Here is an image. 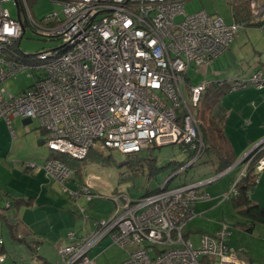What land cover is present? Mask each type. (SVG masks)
I'll return each instance as SVG.
<instances>
[{
  "label": "built area",
  "instance_id": "2783aa9c",
  "mask_svg": "<svg viewBox=\"0 0 264 264\" xmlns=\"http://www.w3.org/2000/svg\"><path fill=\"white\" fill-rule=\"evenodd\" d=\"M54 1L62 11L37 21L27 0H0V118L11 129L15 118L39 121L53 154L43 165L46 176L65 184L74 171L61 158L83 161L95 148L130 156L178 144L188 156L158 191L136 201L118 196L112 219L98 222L94 233L81 239L69 234L71 244L59 249L56 264H95L90 251L109 237L128 252L123 264H246L228 245L227 231L203 234L199 246L185 231L196 204L210 198L202 189L236 165L212 180L169 186L206 151L198 116L208 83L191 85L188 70L212 64L243 26L207 11L188 15L185 6L191 0ZM4 3H15L18 19L4 10ZM251 6L264 21L261 0ZM179 17L184 19L177 22ZM26 27L61 46L35 56L23 53ZM24 70L35 76L33 86L11 95L5 83ZM253 85L264 88V74L232 91ZM252 161L241 163L247 166L225 199L237 194ZM256 169L264 171V156ZM81 195L94 198L89 186H79L74 197ZM5 260L1 255L0 264Z\"/></svg>",
  "mask_w": 264,
  "mask_h": 264
},
{
  "label": "rangeland",
  "instance_id": "374dc122",
  "mask_svg": "<svg viewBox=\"0 0 264 264\" xmlns=\"http://www.w3.org/2000/svg\"><path fill=\"white\" fill-rule=\"evenodd\" d=\"M237 1L191 0L186 4L185 12L192 15L200 11H207L209 14L220 15L227 23H233V9L238 6L241 7L235 5ZM261 3L264 4V0H261ZM242 7L244 9L243 12H240L242 21L235 22L242 25L243 29L239 30L230 48L223 55L216 58L212 64L201 67L192 65L189 68L188 79L191 85L196 86L208 80H223L227 72L230 73V77H237L232 76L237 75L234 64L227 61V57L232 52H240L245 64L252 62L251 59L257 54L255 48L264 54V29L245 25L248 22H259L255 16L257 10L254 11L251 2L244 4ZM3 8L8 10L13 18L18 19L19 9L15 6V3H4ZM55 11H62L59 1L36 0L33 6L30 4V13L37 21ZM183 19V17H179L177 22H181ZM26 31L21 44V51L25 54L35 56L38 52L61 46L59 41L36 37L31 28H27ZM235 65H237L238 70L243 69L240 61ZM217 73L219 74L217 75ZM34 79L35 76H31L29 70H24L9 79L4 87L11 95H18L25 90H29L34 84ZM247 80L242 79L238 82ZM183 88L186 93L189 91L186 85H183ZM201 119L206 121V125L203 122L204 136L206 130L214 132L220 127V114H218L217 107L211 111H203ZM226 121L228 120L226 119ZM247 121L243 120L239 124V131L244 136L247 135ZM3 123L0 124V156L3 159L1 165L11 169L12 178H14L12 179L14 182L10 185V188L14 191L12 197L20 193L34 191L35 194H41V197L38 198L40 201H49L51 204L37 209L22 207L21 210L16 211L15 206L12 210H8L7 202L4 201L9 199L8 201L13 203L11 201L13 198L4 197L3 201H0L3 205H1L2 210L0 211L9 215L8 219L11 220V223L13 222L11 226L16 237L13 240L8 237L7 229L2 227L0 221V237L3 231V237L9 244H6V251H0V256H6L4 264H41L37 259L38 255L45 257L44 260L47 264H56L61 261L59 249L71 244L69 234L74 233L76 238L81 239L94 233L98 222L112 219L117 210L115 200L118 196L127 195L132 201H136L145 195L158 191L176 169L179 171L182 168H177L175 164L186 163L188 160L187 154L183 152L180 145H167L153 150H146L137 155L142 161L154 160L152 168L146 165L143 170V167L132 168L133 165L128 164L131 157L115 151L98 150L111 157L107 164L88 166L80 163V172L77 178L81 183L77 185L75 181L70 179L65 184H61L48 178L43 170V165L53 157V154L47 146L41 145L37 139V135L42 134L39 132V121L34 120L33 124L26 127L23 120H15L12 123V129L6 121ZM35 128H37V131H33ZM1 135L8 138L2 140ZM248 141H250V138H245V142ZM263 141L264 139L252 144L246 153ZM213 143L225 150L224 142L219 139L216 132L213 133ZM251 155L248 156L246 161L252 159L253 156ZM65 158L67 157L61 159L65 161ZM242 158H238L237 162L241 161ZM245 163L241 164L239 169L236 170V174L225 176L216 183L202 189V192L207 193L212 199L196 204L194 216L186 225L185 231L189 232L187 239L191 240L196 246H199L203 234L215 235L219 231H227V243L237 251V256L240 259L245 261L246 264H264V223L239 212L232 198L225 199L234 187V178H236L238 172L241 175L243 169L247 166H244ZM30 165H36V168L32 170ZM216 165L215 158L212 159L211 156L207 155L203 156L193 167L180 172L169 186L175 188L184 184L212 179L216 174ZM249 167L250 165L247 167V172ZM152 169L153 172H151ZM11 174L9 173V175ZM262 176L261 172L258 183L262 180ZM52 182H56V187H51ZM43 185H45L44 190L41 189ZM79 186H89L94 200L89 201L86 195L74 197L79 192ZM259 188L255 193L252 192L251 202L264 208V184L261 189ZM260 190L263 195H259ZM26 238L27 240L30 239L31 242L35 241L40 244L37 252L30 248L31 255V252L24 249V247L23 249H18L19 247L10 249L12 245H21V241ZM33 246H36V244ZM89 258L94 260L95 264H123L128 258V252L115 244L112 238L109 237L90 251Z\"/></svg>",
  "mask_w": 264,
  "mask_h": 264
},
{
  "label": "crops",
  "instance_id": "0c3cea01",
  "mask_svg": "<svg viewBox=\"0 0 264 264\" xmlns=\"http://www.w3.org/2000/svg\"><path fill=\"white\" fill-rule=\"evenodd\" d=\"M34 1H36V0H27V2L29 3V6H30V4L33 6ZM255 51L257 54L251 59L252 62H250L248 64L244 63L245 60H244V58H241L240 52L230 53V55L227 57V61L230 64H234L235 72L237 70V75H232V76H237V77H230V73L227 72L226 73L227 75H226V77H224L223 80L204 81V82L208 83V89L210 87L212 88L217 83H220L222 88H223V87H225V85L227 86V84L231 81L230 84L228 85V87H230L232 82H234L235 80H242V79L243 80L244 79L249 80L252 76H254L257 73L264 74V54L259 52L256 48H255ZM239 61H240V65L243 68L242 70H238L237 65H235ZM224 65H225V62H224ZM244 65H247V66L244 67ZM218 72H220V71L218 70ZM218 74L219 73H217V75ZM226 96H228V97H226ZM224 98H225V100H223ZM221 100H223V101H221ZM221 100L216 106L217 110H218V114H220V122H219L220 128L223 131V134L225 136L227 144L229 145V148H230L231 152L234 154V157L236 158V160H238V158H240V157L244 158L248 154L246 152L249 150V148L252 144L264 139V88H258L256 86L251 88V86H249V87L244 88V89H240V90H237L234 92H230V93L224 95L221 98ZM226 119L228 121H226ZM15 120H23V124L26 127L30 126L31 124L34 123V121L26 120V119H22V118L13 119L12 123ZM243 120H248L247 121L248 122V126H247L248 130H246L247 131L246 136L242 135L239 131V124L241 122H243ZM3 122H5V120L0 119V124ZM33 131H37V128H35ZM39 132H41L42 134L37 135V139L41 145L46 146L45 145L46 133L41 128V125L39 128ZM1 137H2V140L8 138V137H4L3 135H1ZM245 138H248V139L250 138V141L245 142ZM207 156H209V157L211 156L212 159L215 158V160H216V164H217L216 165V174H215V177H216V175L218 174L217 171L219 168L218 160L215 157L216 155H207ZM2 160H3L2 156H0V201L1 200L3 201L4 197L13 198L11 201H13L12 204H14V202L17 204L16 206L13 205L18 209V210L16 209V211L21 210L22 207H26V209H37V208H41L42 206L44 207L45 205H47V206L51 205L49 203V201H40L38 198L41 197V194H35V193H33L34 191L20 193L19 195H14L12 197V194L14 193V191L10 188V185H11V183L14 182V180H12L14 178H12L13 175L11 174V169H9L8 167L5 168L3 165H1V163L3 162ZM233 166H235V167L232 168L231 171L226 175L227 177L232 175V174H236V170L239 169V167L241 165H239V162L236 161V163ZM9 173L11 175H9ZM239 175L240 174L238 172V175L236 176V178H234V181L238 178ZM262 175H263L262 180L260 181V183L257 184L258 188L260 187L259 189H261V187L264 184V171L262 172ZM215 177H213L212 179H214ZM212 179H208V180H212ZM221 179H219V180H221ZM219 180L213 181L211 184L216 183ZM72 181H75L77 183V185H79L81 183L79 178H77V176H74ZM203 181H207V180H203ZM234 181H233V183H234ZM50 185L52 188H54V187H56L57 184H56V182H52ZM257 186L255 187V189L253 191L254 193L256 192V190H258ZM44 188H45V185L41 186L42 190H44ZM258 193H259V191H258ZM261 194H262V191L260 190L259 195H261ZM210 199H212V198L210 197L206 201H209ZM8 200H4V201L8 203L9 202ZM258 202H261V201H258ZM1 205H2V203H0V209H2ZM13 206L11 208H9L8 210H12ZM14 215H16V214H14ZM10 222H11V220H10ZM10 224H12V223H10ZM2 227H5V226L3 225ZM6 229H7L6 232L8 233V237H11L12 240L15 239L14 235L11 233V230H9L7 227H6ZM3 233L4 232L2 231L1 239L3 241V243H2L3 246L0 247L1 252L6 251L7 245H9V244H7V240L3 237ZM187 233L189 234V232H187ZM21 242H22L21 245H16V246L12 245L10 249H14V248H18V247H19L18 249H23V247H24V249L29 250L31 252V255H32V251L30 250V248L32 249L33 245L36 244V242L35 241L31 242L30 239L27 240V238ZM10 254H11V252H10ZM37 259H39L41 264L42 263L45 264V262H46L44 260L45 257H42L40 255H38ZM5 262H6V260H5Z\"/></svg>",
  "mask_w": 264,
  "mask_h": 264
},
{
  "label": "trees",
  "instance_id": "16d2710c",
  "mask_svg": "<svg viewBox=\"0 0 264 264\" xmlns=\"http://www.w3.org/2000/svg\"><path fill=\"white\" fill-rule=\"evenodd\" d=\"M240 1H242L240 4L241 7L239 8V6H238L237 8L233 9V19H234V21H238V22H239V20H241L240 12L244 11L242 6L246 3L253 1V0H240ZM245 25H247L248 27H256V28L261 27L260 29H264L263 28L264 27V21H259L257 23L248 22ZM230 87H231V85H230ZM230 87H228V85L227 86L225 85V87L222 88L220 83H217L212 88L210 87L203 97L204 99L201 103V109H200L199 116H198V118L200 119V122H201L202 135L204 138V142L206 144L205 155H216L215 157L217 158L218 163H219V168H218L217 173H221V172L226 171L231 166H233L237 160L234 157V154L231 152L229 145L227 144V141H226L225 136L223 134V131L221 130L220 127L217 128L218 130H214V132L217 133L219 139L223 140L224 145H225V150L221 147L216 146V144L213 143V133H214L213 131H211V130L207 131L206 130L205 136H204L203 127H204V125H206V121H203L204 119H201V115H202L203 111L213 110L217 106V104L220 102L221 98L224 95H226L230 92H233L232 88H230ZM203 122L205 123L204 125H203ZM217 124H216V126L218 127ZM219 126H220V124H219ZM98 150L99 149H97V148L93 149L89 153L88 157L83 161L65 158V163H67L72 168V170L74 171V176H77L78 173L80 172L79 171L80 163H82V165H88V166L93 165V164H99V165L100 164H107V162L110 161L111 157L108 155H104L102 152H99ZM139 154L140 153L128 156V157H131V161H129L128 164H132L133 165L132 168H142L143 167V170H144L146 165H149L150 168H152V164L154 163V160L147 159L146 161H142L137 156ZM251 156H253V157H251V158H253V161L250 164L247 175L237 184V187H236L237 194L235 196H233L232 199H233V202L236 206V209H238L239 212H241L242 214H245L246 216H248L250 218L256 219V220L264 223V208L258 204H252V202H251V194L259 182L260 172L257 171L256 165H257L258 161L264 156V149L262 150V147H259V149L256 150ZM249 160H251V159H249ZM249 160L246 163H248ZM185 164L186 163L175 164V166L177 165V168H179V167H183ZM176 171H177V169H176ZM151 172H153V169L151 170ZM10 204L11 205L9 208H11L13 205H15V206L17 205L15 202H14V204H12L10 202ZM0 210H2V209H0ZM0 218H1L0 221L2 223V226L4 225L5 227H7L9 230H11V233L13 235H15L13 232V227L10 224L11 222L8 219V215L5 212L0 211ZM14 238H16V237L14 236ZM0 240H2L1 237H0ZM2 243H3V241H2ZM2 243L0 244V247L3 246ZM33 247H32V250L34 252H37L38 248L40 247V244L38 242H36V246H33ZM45 264H47V262H45Z\"/></svg>",
  "mask_w": 264,
  "mask_h": 264
},
{
  "label": "bare ground",
  "instance_id": "6f19581e",
  "mask_svg": "<svg viewBox=\"0 0 264 264\" xmlns=\"http://www.w3.org/2000/svg\"><path fill=\"white\" fill-rule=\"evenodd\" d=\"M246 82L247 81H239V82L236 83V81H234V82H232L230 88H233V87H235L237 85H244ZM261 147H262V150H263L264 149V145H262ZM257 149H259V148H257ZM166 189H170L169 186H168V184L166 185Z\"/></svg>",
  "mask_w": 264,
  "mask_h": 264
},
{
  "label": "water",
  "instance_id": "95a60500",
  "mask_svg": "<svg viewBox=\"0 0 264 264\" xmlns=\"http://www.w3.org/2000/svg\"><path fill=\"white\" fill-rule=\"evenodd\" d=\"M18 18H19V16H18ZM263 144H264V141L261 142V143H259L253 150H251L250 152H248V154L244 158H242V160L239 161V163L241 164L242 162H244L248 158V156H250L253 153V151H255L258 147H260Z\"/></svg>",
  "mask_w": 264,
  "mask_h": 264
},
{
  "label": "clouds",
  "instance_id": "9594fccd",
  "mask_svg": "<svg viewBox=\"0 0 264 264\" xmlns=\"http://www.w3.org/2000/svg\"><path fill=\"white\" fill-rule=\"evenodd\" d=\"M239 1H240V0H239ZM241 2H242V1H241ZM19 16H20V15H19ZM236 81H238V80H236ZM233 92H234V91H233ZM32 121H33V120H32ZM41 128H42V127H41ZM45 145H46V144H45ZM205 156H206V155H205ZM239 165H241V164L239 163ZM218 174H219V173H218ZM218 174H217V175H218ZM73 178H74V175H73ZM73 178H72V179H73ZM210 184H211V183H210ZM210 184H209V185H210ZM233 184H234V183H233ZM209 185H207V186H209Z\"/></svg>",
  "mask_w": 264,
  "mask_h": 264
}]
</instances>
